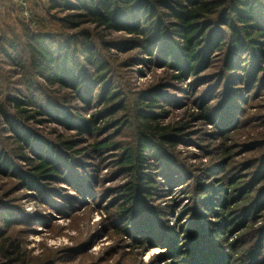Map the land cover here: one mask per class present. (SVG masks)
Segmentation results:
<instances>
[{"label":"trees","instance_id":"obj_1","mask_svg":"<svg viewBox=\"0 0 264 264\" xmlns=\"http://www.w3.org/2000/svg\"><path fill=\"white\" fill-rule=\"evenodd\" d=\"M44 11L45 17L33 16V29L11 20V10L0 6V173L18 176L24 188L69 183L68 166L115 151L111 166L127 181L119 187L123 200L114 206L112 219L123 233L134 223L133 242L144 247L155 238L153 218L145 213L155 183L145 170L159 160L163 170L181 172L177 147L189 136L193 117L179 124L162 122L169 110L160 91L165 83L191 88L187 79L201 81L212 73L230 83L229 108L237 85L262 80L264 0H47ZM150 64L167 75L156 87L134 92L119 84L123 69ZM205 107L200 116L211 120L210 106ZM234 121L222 120L216 127L220 157H227L224 167L231 168L236 148L250 156L221 174L222 182L233 181L229 188L199 192L197 200L220 211L224 223L243 218L251 223L255 217L253 237L250 244H227L226 234L209 230L197 250L203 252L209 241L211 248L232 251L219 264H264V225H256L264 217V189L258 191L264 183V133ZM52 124L62 131H42ZM114 128L107 139L86 140ZM76 139L86 145L76 149ZM237 175L245 179L233 180ZM183 177L180 181L188 179ZM0 251L21 264L30 260L14 237L1 240ZM191 261L207 262L192 257L180 264Z\"/></svg>","mask_w":264,"mask_h":264},{"label":"rangeland","instance_id":"obj_2","mask_svg":"<svg viewBox=\"0 0 264 264\" xmlns=\"http://www.w3.org/2000/svg\"><path fill=\"white\" fill-rule=\"evenodd\" d=\"M46 5L47 0H0L1 7L11 10V20L20 19L33 29L36 28L33 16L45 17ZM18 6L24 9V15ZM243 73V81H247ZM119 75L122 76L119 84L134 92L152 89L167 76L165 69L156 64L136 65L129 70L123 69ZM260 80L253 85L243 83L246 87L237 85L229 108L230 83L212 73L201 81L187 79L186 82L192 83L191 88L188 84H164L160 91L161 101H167L165 108L169 113L162 122L179 124L193 117L186 129L189 136L177 147L181 172L163 170L159 160H153V165L145 170L155 183L145 208L148 219L153 218L155 238L144 247L133 242L134 223L129 233H123V227L112 219L114 206L123 200L119 187L127 181L126 175H118L111 166L110 156L115 151L104 153L101 159L89 155L78 165L68 166L69 183L24 188L18 176L0 173V241L7 237L20 241L30 259L25 264H180L192 257L207 261L206 264H219L225 257L223 254L232 255V251L228 247L211 248V242L206 241L205 249L199 252L197 248L205 240L203 236L214 230L213 234L216 231L226 234L227 244L234 241L250 244L253 237L250 225L255 217L251 223V219L245 218L237 223H224L217 213L220 211L203 208L197 195L229 188L233 181L222 182L221 174L233 172L239 160L245 163L250 156L246 151L241 154L236 148L235 158L228 161L231 168L224 167L227 157H220L222 151L217 144L221 133L216 129L222 120L246 123L249 130L258 128L255 132L264 133V78ZM205 106H210L212 121L200 116ZM52 127L62 129L55 124L41 129L49 134L47 129ZM114 131L115 128L106 130L86 140L107 139ZM122 136L125 140L123 133ZM82 140H74L76 149L86 145ZM261 153L264 155V149ZM182 176L188 179L180 181ZM243 179L244 175H237L233 180L242 182ZM261 189L264 183L258 191ZM260 209H264V205ZM2 219L9 221L10 226ZM256 225H264V217L258 219ZM156 249L164 251L161 256L153 254ZM261 257L264 260V255ZM0 264L21 263L0 251Z\"/></svg>","mask_w":264,"mask_h":264},{"label":"bare ground","instance_id":"obj_3","mask_svg":"<svg viewBox=\"0 0 264 264\" xmlns=\"http://www.w3.org/2000/svg\"><path fill=\"white\" fill-rule=\"evenodd\" d=\"M164 251L162 249H156L155 251H153V254H160L162 255Z\"/></svg>","mask_w":264,"mask_h":264},{"label":"built area","instance_id":"obj_4","mask_svg":"<svg viewBox=\"0 0 264 264\" xmlns=\"http://www.w3.org/2000/svg\"><path fill=\"white\" fill-rule=\"evenodd\" d=\"M25 14V13H24Z\"/></svg>","mask_w":264,"mask_h":264}]
</instances>
